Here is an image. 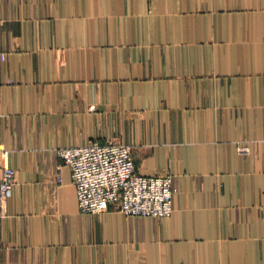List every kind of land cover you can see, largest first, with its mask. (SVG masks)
Returning a JSON list of instances; mask_svg holds the SVG:
<instances>
[{
  "label": "crops",
  "instance_id": "1",
  "mask_svg": "<svg viewBox=\"0 0 264 264\" xmlns=\"http://www.w3.org/2000/svg\"><path fill=\"white\" fill-rule=\"evenodd\" d=\"M0 52V264H264V0H0ZM89 141L173 212H81L57 148Z\"/></svg>",
  "mask_w": 264,
  "mask_h": 264
},
{
  "label": "built area",
  "instance_id": "2",
  "mask_svg": "<svg viewBox=\"0 0 264 264\" xmlns=\"http://www.w3.org/2000/svg\"><path fill=\"white\" fill-rule=\"evenodd\" d=\"M5 53L0 52L4 59ZM238 150H247L239 145ZM58 155L69 165L81 212H101L109 206L128 216L162 217L173 212L175 188L172 174L158 171L143 175L136 171L130 146L121 142L89 141L82 145L57 148ZM0 207L11 192L15 170L8 163V151L1 149Z\"/></svg>",
  "mask_w": 264,
  "mask_h": 264
}]
</instances>
